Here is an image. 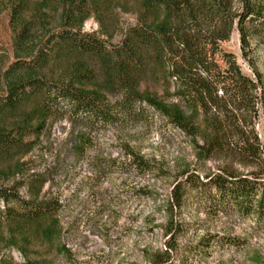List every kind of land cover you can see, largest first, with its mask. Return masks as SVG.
I'll return each instance as SVG.
<instances>
[{
    "label": "rangeland",
    "instance_id": "1",
    "mask_svg": "<svg viewBox=\"0 0 264 264\" xmlns=\"http://www.w3.org/2000/svg\"><path fill=\"white\" fill-rule=\"evenodd\" d=\"M116 10L120 30L110 27L111 37L92 17L81 30L119 43L121 31L136 22L138 6L127 0ZM262 36L252 39L244 54L234 26L219 44L218 64L224 66L222 55L230 54L244 75L254 78V68L264 82ZM12 37L9 12L0 10V95L2 74L15 59ZM140 88L164 95L163 86L151 81ZM118 95L107 92V121L67 113L27 139L33 146L14 160L23 167L10 173L9 184L21 182L20 194L26 199H57L58 224L51 240L29 235L24 241L16 235L13 245L0 246V257L20 264L25 259L42 264H155L159 258L167 259L165 264H264V219L222 194L210 179L217 174L264 175L262 112L228 107L224 111L240 120L243 138L209 151L201 139L194 140L145 103L119 107ZM216 115L214 110L199 115L201 130L204 117ZM135 156L145 167L135 166Z\"/></svg>",
    "mask_w": 264,
    "mask_h": 264
},
{
    "label": "trees",
    "instance_id": "2",
    "mask_svg": "<svg viewBox=\"0 0 264 264\" xmlns=\"http://www.w3.org/2000/svg\"><path fill=\"white\" fill-rule=\"evenodd\" d=\"M125 2L0 0V10L9 12L15 48L0 95V246L13 245L16 235L24 241L29 235L54 238L58 200L23 197L21 182L9 184L10 173L23 167L14 160L31 149L27 139L42 134L52 119L67 113L110 119L107 92L119 94V107L145 103L194 140L201 139L209 151L243 138L240 120L224 111L228 107L260 111L264 117L261 74L253 68L254 78L244 75L230 54L222 55L224 66L215 58L234 26L244 54L252 39L264 37V0H135L136 22L121 31L119 43L81 30L92 17L111 37L110 27L120 30L114 15ZM148 81L161 84L164 95L141 89ZM212 110L218 115L205 116L201 130L198 116ZM8 117L11 122L5 123ZM133 163L146 165L137 156ZM252 177L217 174L210 179L222 194L264 219V175ZM166 261L159 258L155 264ZM0 264L20 263L0 257ZM21 264L42 263L25 259Z\"/></svg>",
    "mask_w": 264,
    "mask_h": 264
}]
</instances>
